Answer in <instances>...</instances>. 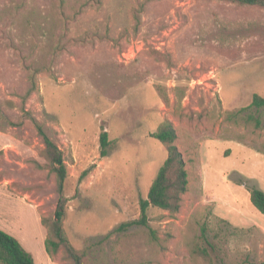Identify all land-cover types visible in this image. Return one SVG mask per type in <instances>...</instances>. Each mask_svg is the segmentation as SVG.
<instances>
[{
    "label": "rangeland",
    "instance_id": "374dc122",
    "mask_svg": "<svg viewBox=\"0 0 264 264\" xmlns=\"http://www.w3.org/2000/svg\"><path fill=\"white\" fill-rule=\"evenodd\" d=\"M254 93L264 97V7L0 0V227L36 264H65L45 249L58 192L41 125L64 153L63 226L87 264L264 263V214L248 190H264V124L230 114ZM166 120L189 172L181 208L150 207L148 225L117 230L141 217Z\"/></svg>",
    "mask_w": 264,
    "mask_h": 264
},
{
    "label": "trees",
    "instance_id": "16d2710c",
    "mask_svg": "<svg viewBox=\"0 0 264 264\" xmlns=\"http://www.w3.org/2000/svg\"><path fill=\"white\" fill-rule=\"evenodd\" d=\"M241 5H254L264 7V0H225ZM35 81H32V88ZM255 108L256 112H264V97L254 93L251 103L237 111H231V118H242L246 122H254L256 127L264 124L260 116L250 111ZM244 113V114H243ZM241 115V116H240ZM38 133L43 139L44 148L42 156L46 159L51 172L56 176V187L58 201L52 215L42 217V224L47 228L45 249L51 257L61 254L65 264H87L88 257L85 250L76 249L70 242L63 220L67 212L69 198L65 195V182L67 179V165L64 160V153L55 140L45 131L41 125H37ZM167 147V157L160 166L154 178L147 197L141 198V217L138 220L123 222L117 230H126L135 224L148 225V211L150 207H157L171 214L178 212L181 208L183 195L189 186V172L182 152L175 143L177 132L170 120L164 121L158 129L152 133ZM111 140L108 131L102 130L100 134L101 154L106 156ZM85 175V173H84ZM83 175V176H84ZM250 198L253 205L264 214V190L255 185H248ZM207 227L202 226V237L206 243L215 249L214 243L208 237ZM155 234V231L152 230ZM0 264H36L31 252H29L18 238L0 227ZM264 264V263H254Z\"/></svg>",
    "mask_w": 264,
    "mask_h": 264
}]
</instances>
